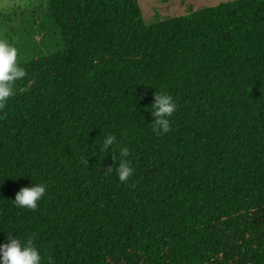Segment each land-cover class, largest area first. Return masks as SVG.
Returning <instances> with one entry per match:
<instances>
[{
    "label": "trees",
    "instance_id": "1",
    "mask_svg": "<svg viewBox=\"0 0 264 264\" xmlns=\"http://www.w3.org/2000/svg\"><path fill=\"white\" fill-rule=\"evenodd\" d=\"M47 8L62 48L21 63L0 111V245L32 238L45 264H264V0L157 24L139 0ZM161 91L177 110L158 135ZM36 183L40 207H16Z\"/></svg>",
    "mask_w": 264,
    "mask_h": 264
},
{
    "label": "clouds",
    "instance_id": "2",
    "mask_svg": "<svg viewBox=\"0 0 264 264\" xmlns=\"http://www.w3.org/2000/svg\"><path fill=\"white\" fill-rule=\"evenodd\" d=\"M27 73L21 64L19 49L10 43L7 39L0 38V111H3L9 100L16 94L17 81L26 77ZM154 104L150 111L154 123L153 131L158 135L171 131V120L177 104L173 97L167 92H156L153 96ZM103 142L99 144L100 153L115 151L118 145L117 137L111 133H103ZM119 162L113 155V160L118 163L115 168L117 177L121 184L127 183L134 175V168L129 160L125 159L130 155L127 147L120 149ZM113 169L108 171L111 173ZM48 187L45 183L32 184L29 187H23L16 194L14 205L18 208L35 211L40 207L45 199ZM0 264H45V256L41 250L34 244L32 238L18 237L14 238L12 234L8 235V241L0 245ZM47 264H52V258L47 257Z\"/></svg>",
    "mask_w": 264,
    "mask_h": 264
},
{
    "label": "rangeland",
    "instance_id": "3",
    "mask_svg": "<svg viewBox=\"0 0 264 264\" xmlns=\"http://www.w3.org/2000/svg\"><path fill=\"white\" fill-rule=\"evenodd\" d=\"M233 1L238 0H139V4L147 24H157ZM47 7L48 0H0V38L19 49L22 64L56 54L62 48Z\"/></svg>",
    "mask_w": 264,
    "mask_h": 264
}]
</instances>
